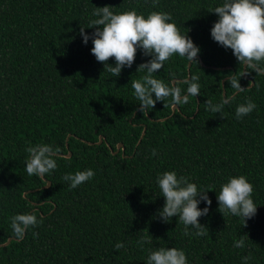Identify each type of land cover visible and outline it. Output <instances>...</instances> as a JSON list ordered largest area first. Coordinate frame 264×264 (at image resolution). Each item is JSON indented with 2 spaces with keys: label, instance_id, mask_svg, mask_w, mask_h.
I'll list each match as a JSON object with an SVG mask.
<instances>
[{
  "label": "trees",
  "instance_id": "trees-1",
  "mask_svg": "<svg viewBox=\"0 0 264 264\" xmlns=\"http://www.w3.org/2000/svg\"><path fill=\"white\" fill-rule=\"evenodd\" d=\"M219 2L0 0V243L15 237L14 214L42 218L23 238L0 245V264H145L148 250L161 246L182 248L188 264H242L245 255L248 264H264V73L249 66L244 72L232 50L211 38ZM105 5L114 12L171 13L199 46L198 64L174 54L153 75L166 84L196 75L200 93L174 111L170 97L140 111L131 80L144 74L137 68L149 57L138 50L132 66L112 77L91 54V40L82 43L81 27L93 32L91 13ZM231 76L242 90L231 87ZM229 97L220 113L205 110L206 100ZM246 99L256 108L237 119L235 108ZM29 142L60 150L57 167L43 177L25 171ZM119 142L124 154L111 151ZM86 168L94 176L75 188L62 178ZM168 170L213 189L207 214L198 218L204 235H185L175 216L159 217L164 198L156 176ZM240 174L251 181L258 205L246 223L224 217L216 199L220 185ZM241 235L245 246L233 247ZM149 236L150 243H141ZM118 241L124 247L115 249Z\"/></svg>",
  "mask_w": 264,
  "mask_h": 264
},
{
  "label": "clouds",
  "instance_id": "clouds-1",
  "mask_svg": "<svg viewBox=\"0 0 264 264\" xmlns=\"http://www.w3.org/2000/svg\"><path fill=\"white\" fill-rule=\"evenodd\" d=\"M211 12L218 16L210 28L213 41L226 49H231L237 61L244 64V72L246 66H249L255 71L264 73V0H220ZM88 24L87 28L96 27L91 33H86L85 27H81L82 43L87 44L91 40V54L98 62H104V69L110 72L112 77H118L123 68L132 66L138 50L149 57L137 68V71L143 70L144 74L139 79L131 80L133 95L139 101L140 111L153 108L157 101L164 102L169 97L173 110L174 105L187 103L189 96H197L200 93L199 77L196 75L191 76L189 80H187L188 76L183 79L184 81H172L168 84L153 75L174 54L185 58L188 62L198 64L199 46L190 36L181 33L171 13L151 11L144 14L135 9L114 12L110 6L105 5L93 9ZM110 57L113 58L114 64L107 63ZM230 67V65L226 66V68ZM247 77L251 79L248 75ZM227 79L233 89L242 90L240 80L235 76ZM249 86H252L251 83ZM230 102V97L222 98L215 104L211 100H206L205 110L220 113ZM255 108V102L246 99L245 103L236 106L235 117L240 119ZM144 132L145 128L140 141ZM121 143L124 148L120 147V150L124 154L125 146L123 142ZM116 150L111 148L113 153ZM24 151L27 153L24 168L29 176L43 177L57 167L60 150L53 144L29 142ZM152 155H156L155 149ZM94 174L92 168H86L75 173H67L62 178L69 182L70 188H75L90 180ZM156 184L160 196L164 198L163 207L158 210L159 217L167 222L175 216L177 222L185 226V235H204V226L198 218L207 214L208 205L211 204L208 191L213 189H205L203 185L198 186L189 177L178 175L175 170L158 173ZM252 193L253 185L246 175L230 176L220 185L219 192H216L218 210L224 217L233 215L246 223V220L255 216L257 212L258 205L254 203ZM202 202L205 207H198ZM40 222L42 218L38 220L35 212L17 213L11 216L10 227L14 236L21 239L29 228L35 227ZM151 238L152 236L142 237L141 243H150ZM244 246V235L233 241L235 248ZM114 247L120 249L124 247V242L118 241ZM250 259V255H245L241 257V262L248 264ZM145 264H188V259L182 248L161 246L148 250Z\"/></svg>",
  "mask_w": 264,
  "mask_h": 264
},
{
  "label": "water",
  "instance_id": "water-1",
  "mask_svg": "<svg viewBox=\"0 0 264 264\" xmlns=\"http://www.w3.org/2000/svg\"><path fill=\"white\" fill-rule=\"evenodd\" d=\"M202 64H204V63H202ZM189 66H190V63H189ZM213 67H216V66H213ZM188 79V78H187ZM173 82H175L176 81V79H173L172 80ZM253 81L251 82V85H253ZM224 95H225V92L223 93ZM179 106H176V105H174L173 106V110H175L176 108H178ZM102 138H103V136L102 135H100L99 136V143H101V141H102ZM89 143H92V142H90V141H88ZM120 147H123V144L120 142V143H118V145H117V150L116 151H114L115 153L116 152H118L119 150H120ZM124 148V147H123ZM62 155H65V156H67V157H69V156H71V151H69L68 153H66V154H63V153H61ZM51 184V181L50 180H48L47 181V184L45 185V186H49ZM26 194V193H25ZM13 238H16V237H9L8 239H7V241H5V242H3V243H0V245H6V244H9L10 243V241L13 239Z\"/></svg>",
  "mask_w": 264,
  "mask_h": 264
},
{
  "label": "bare ground",
  "instance_id": "bare-ground-1",
  "mask_svg": "<svg viewBox=\"0 0 264 264\" xmlns=\"http://www.w3.org/2000/svg\"><path fill=\"white\" fill-rule=\"evenodd\" d=\"M28 141V140H27ZM251 166V165H250ZM253 169V168H252ZM258 171V170H257ZM254 176V175H253ZM262 211V210H261ZM64 233V232H63ZM61 240V239H60ZM65 240V239H64Z\"/></svg>",
  "mask_w": 264,
  "mask_h": 264
}]
</instances>
